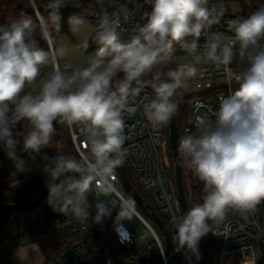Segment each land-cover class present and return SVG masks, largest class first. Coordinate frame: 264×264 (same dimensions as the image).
<instances>
[{"label": "clouds", "instance_id": "1", "mask_svg": "<svg viewBox=\"0 0 264 264\" xmlns=\"http://www.w3.org/2000/svg\"><path fill=\"white\" fill-rule=\"evenodd\" d=\"M29 4L38 25L24 12L0 25V143L20 172L26 171V161L18 150L34 158L54 147L56 125L86 143L87 151L79 158L43 157L47 202L54 212L89 220L90 193L115 195L108 203L97 200L92 219L101 224L118 207L115 231L123 236L121 222L138 215L136 201L112 181L127 157L124 115L136 112L132 100L150 87L155 98L142 105L144 115L152 127L166 126L177 114L181 90L192 87L205 71L202 66L229 71L234 62L247 65L235 76L238 86L220 100L214 118L197 116L194 130L178 142L179 166L190 170L203 189L200 203L171 218L175 243L198 259L200 239L209 232L219 235L216 226L230 211L247 219L258 210L264 203V6L230 20L232 36L208 34L224 15L223 8H209V0H144L150 10L127 36L122 24L129 19L128 11L102 7L91 38L95 53L69 71L60 66L66 47L53 38L62 27L64 0H47V17L36 0ZM67 23L71 31H79L85 21L72 14ZM37 30L47 49L39 45ZM202 35L207 39L198 51ZM174 42L184 49L185 59L174 60ZM89 46L83 41L85 51ZM45 66L52 71L42 76ZM228 79L231 84L232 77ZM21 123L23 131H15Z\"/></svg>", "mask_w": 264, "mask_h": 264}, {"label": "built area", "instance_id": "2", "mask_svg": "<svg viewBox=\"0 0 264 264\" xmlns=\"http://www.w3.org/2000/svg\"><path fill=\"white\" fill-rule=\"evenodd\" d=\"M231 4L239 6L240 11L232 13ZM64 5L61 11L76 13L95 21H98L102 7L110 12L120 8L125 9L129 13V19L122 24L125 36L135 24L144 22L143 12L150 10V7L144 4V0H64ZM262 6H264V0H209L208 7H216L217 10L223 8L224 15L218 24L212 25L208 34L232 36L233 33L228 30V22L232 19L247 17ZM206 39V35L199 38L198 51L203 50ZM186 40L190 42L192 37ZM173 56L176 61L186 58L184 49L175 42ZM60 66L62 68L67 66L69 71L73 69L71 65L61 61ZM175 66V63L171 65V67ZM246 66V64L234 62L229 66V71L224 70L223 66L220 69L212 65L202 66L205 71L194 78L192 87L188 91L181 90L180 97L192 96V98L189 102L187 120L180 131L177 130L178 138L194 130L197 116L207 114L214 118L220 100L229 94L230 87L234 89L238 86L234 83L235 76ZM51 71V66H45L41 70V75ZM229 77L233 79L231 84ZM154 98L153 93L141 89L139 95L132 100V103L137 106L136 112L124 115V133L128 137L124 144L127 149L125 162L150 201V204L145 203L161 220L169 233V251L166 254L167 242L163 232L156 224L152 222V225L148 222V218L137 205L138 215L134 216L151 234L152 242L141 246L127 221L121 222L126 233L123 236L118 235L115 231V219L112 220L119 210L118 207L114 208L111 216L104 218L101 224L94 222L95 228L104 249L117 264H152L159 259V264H199L201 258L199 253H197L199 255L197 259V256L186 247L178 248L174 240L175 231L170 221L174 215H179L180 208L177 193L171 185L169 167L165 162L164 126L152 127L142 107L144 103ZM66 130L79 158L87 151V145L77 142L67 128ZM81 141H83L82 137ZM192 178L195 183L200 182L193 175ZM112 182L121 193L127 196L117 173ZM92 197L93 217L96 213L97 200L108 203L116 199L115 195L98 193H92ZM47 201L48 195L32 210L10 212L11 218L21 225L22 243L36 244L53 238L62 239L54 252L46 257L42 255L41 264H94L101 260L92 238L89 220L77 219L70 212L67 215L54 212ZM261 205L264 203L260 204L258 210L247 219L230 211L225 221L216 226L219 235L209 232L215 257L220 264H260L264 261V220L260 218ZM2 212L7 213V211ZM161 247H163V254Z\"/></svg>", "mask_w": 264, "mask_h": 264}, {"label": "trees", "instance_id": "3", "mask_svg": "<svg viewBox=\"0 0 264 264\" xmlns=\"http://www.w3.org/2000/svg\"><path fill=\"white\" fill-rule=\"evenodd\" d=\"M225 1V0H223ZM47 0H36V4L39 7V11L42 15L47 17L48 12L45 11L44 5ZM24 12L31 16L34 22L38 25V20L32 7L29 4V0H0V25L12 22L15 19L20 18L21 13ZM62 12V27L59 32H53V38L62 34L64 32V20L72 14L76 13H65ZM78 15V14H77ZM80 16V15H79ZM83 17V16H81ZM85 18V17H83ZM89 21L93 28V35L97 30V21L85 18ZM92 35V36H93ZM36 38L39 45L47 49L46 42L40 39L39 31L37 30ZM92 38V37H91ZM89 39L90 46L86 52H93L96 50L97 45ZM192 96L178 97L180 99L179 108L177 114L174 116L176 127L178 132L182 125L186 122L189 114V102ZM56 134L54 136L55 146L52 148L42 149L41 153L36 155L34 158L30 157L28 153L20 152L18 150L17 154L21 156L26 161L25 168L26 171H17L15 164L12 160L8 158L4 150L3 144L0 143V205H26L32 203L37 199L47 188L46 185V174L43 171L44 163L46 162L43 157L47 155L48 157H53L57 154L62 155H72L77 156L74 146L71 142L69 134L67 133L66 127L61 125H56ZM15 131H23L22 123L16 126ZM180 137L178 138L179 142ZM164 143H165V156L168 158L169 162V177L171 185L176 193V182H175V169L172 160V151L169 141V132L167 125L164 126ZM22 147L21 145L18 146ZM24 154V156H22ZM128 179L132 186L136 189L140 197L148 204L150 201L146 194L137 184L133 174L129 170L127 163L123 164ZM182 172L186 174V180L184 179L183 189L186 197V202L188 207L192 206L194 203H200V197L202 195L203 184L202 182L195 183L192 178V173L186 168H182ZM11 211L4 213L0 211V264H12V254L16 249L24 247L30 243L21 242V225L18 221L11 218ZM184 211L180 209V214ZM208 251L212 255L215 264H220L215 257L213 243L209 237V233L205 236ZM61 238H53L47 241H41L36 243L41 254L46 257L52 252H54L57 247L61 244ZM198 253L200 254L199 264H209L207 259L203 256L201 249L198 244ZM94 264H104L101 260ZM260 264H264L262 261Z\"/></svg>", "mask_w": 264, "mask_h": 264}, {"label": "water", "instance_id": "4", "mask_svg": "<svg viewBox=\"0 0 264 264\" xmlns=\"http://www.w3.org/2000/svg\"><path fill=\"white\" fill-rule=\"evenodd\" d=\"M143 89H146L154 94L152 89L150 87H145ZM155 95V94H154ZM168 132H169V141L171 145V151H172V160L174 164L175 169V182H176V193H177V202L179 205V208L182 211H187L188 204L186 202V197L183 189V177H182V167L179 166V155H178V134H177V127L174 117L170 121V123L167 125ZM24 156V154L22 155ZM116 173L118 175L119 181L122 184L125 192L127 195H131L135 201L136 205L143 211L145 216L150 219L154 224H156L159 229L163 232L166 242H167V249L166 254L169 251V233L167 229L165 228L164 224L161 222V220L157 217V215L152 211V209L149 207L148 204L145 203V201L140 197L136 189L132 186L130 183V180L128 179L126 170L124 166L122 165L116 170ZM58 182V181H57ZM48 195V188L45 189V191L32 203L26 204V205H19V206H13V205H0V211H28L34 209L46 196ZM89 203H90V218H89V226L92 234V238L95 242V247L97 250V253L101 259V261L104 264H117L107 253V251L104 249L100 238L97 234V230L95 228V224L93 221V197L92 193L89 194ZM199 247L201 249V252L203 256L207 259L209 264H215L212 255L208 251V245L206 242L205 237L201 238L199 241ZM160 259L152 264H159Z\"/></svg>", "mask_w": 264, "mask_h": 264}, {"label": "rangeland", "instance_id": "5", "mask_svg": "<svg viewBox=\"0 0 264 264\" xmlns=\"http://www.w3.org/2000/svg\"><path fill=\"white\" fill-rule=\"evenodd\" d=\"M230 7H231L232 13H238L240 11L239 6H237L236 4H231ZM83 19H84L85 23H84V25H82L80 27V30L79 31H71L70 26L67 23V20H68V17H67L64 20V32L54 38L57 45H63L66 47V50H67L66 55L61 60V62H65V63L71 65L73 68L85 64L87 62V60L96 51L95 50L93 52H86L82 47L83 41H85L87 39L89 42V39L93 35V28H92L91 24L89 23V21L87 19H85V18H83ZM35 89H36V86H33V88L31 90L35 91ZM54 146H55V144H54ZM167 159L168 158H166L165 162L168 164V167H169V162ZM182 177H183V183H184V179L186 178V174L184 172H182ZM185 181H187V180L185 179ZM178 214L180 215V211H178ZM115 217L116 216H114L112 218V220H114ZM260 218H261V220H264V205H261ZM147 220L149 223L152 224V221H150L149 219H147ZM124 221H127L129 223L132 231L134 232L135 236L138 239V243L141 246L145 245L146 243L152 242L151 234L148 233L147 229L142 225V223L135 216H133L132 219L129 221L128 220H124ZM32 244L33 243L22 247L23 249H21V250L17 249V252L19 251V253H20V252L30 250V248H28V247H30V245H32ZM20 264H23V262L21 261Z\"/></svg>", "mask_w": 264, "mask_h": 264}, {"label": "crops", "instance_id": "6", "mask_svg": "<svg viewBox=\"0 0 264 264\" xmlns=\"http://www.w3.org/2000/svg\"><path fill=\"white\" fill-rule=\"evenodd\" d=\"M28 248H30V250L20 253L19 251L17 252L16 249L11 257L12 264H20L21 261L23 262V264H41L43 256L37 245L32 244ZM18 249L21 250L23 248L20 247Z\"/></svg>", "mask_w": 264, "mask_h": 264}]
</instances>
